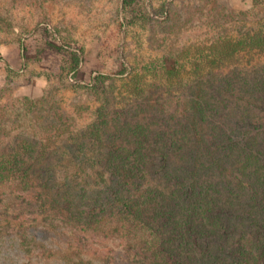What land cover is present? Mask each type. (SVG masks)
Here are the masks:
<instances>
[{"label": "rangeland", "instance_id": "rangeland-1", "mask_svg": "<svg viewBox=\"0 0 264 264\" xmlns=\"http://www.w3.org/2000/svg\"><path fill=\"white\" fill-rule=\"evenodd\" d=\"M125 1L0 0V164L52 163V177H88L77 173L79 164L107 162L110 148L125 140L111 138L117 120L107 126L105 144L93 146L77 133L104 111L154 113L168 96L166 69L191 82L195 65L204 70L208 56L222 54L220 67L257 69L264 81V56L244 43L264 34V0ZM75 52L80 63L72 71ZM192 89V98L202 96ZM172 94L191 95L184 87ZM35 192L1 191L0 264H151L150 231L128 233L115 223L45 231V249L31 234L22 241L9 230L21 222L32 227L36 205L27 202H35ZM41 227L29 228L38 239Z\"/></svg>", "mask_w": 264, "mask_h": 264}, {"label": "trees", "instance_id": "trees-1", "mask_svg": "<svg viewBox=\"0 0 264 264\" xmlns=\"http://www.w3.org/2000/svg\"><path fill=\"white\" fill-rule=\"evenodd\" d=\"M244 43L264 56V34ZM223 57L208 56L204 70L195 65L191 82H183L176 68L166 69L168 96L156 102L154 113L104 111L78 132L93 146L105 144L107 126L117 120L110 136L125 140L110 148L107 162L79 164L77 173L88 177H52V163L0 164V194L37 191L27 205H36L38 218L10 233L22 241L31 234L45 249V231L115 223L128 233L150 231L151 264H264V81L257 69L220 67ZM71 58L74 71L80 56ZM193 85L202 96L192 98ZM182 87L191 98H171ZM255 109L262 116H252ZM41 225L38 239L29 228Z\"/></svg>", "mask_w": 264, "mask_h": 264}]
</instances>
